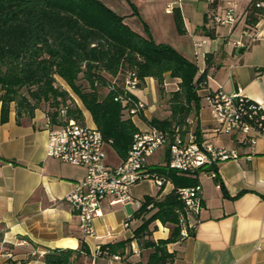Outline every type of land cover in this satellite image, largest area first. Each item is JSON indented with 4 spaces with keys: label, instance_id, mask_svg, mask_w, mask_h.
Returning a JSON list of instances; mask_svg holds the SVG:
<instances>
[{
    "label": "crops",
    "instance_id": "crops-1",
    "mask_svg": "<svg viewBox=\"0 0 264 264\" xmlns=\"http://www.w3.org/2000/svg\"><path fill=\"white\" fill-rule=\"evenodd\" d=\"M101 1L123 16L124 22L138 33L144 35L146 25L154 42L171 45L195 62L198 72L205 69L206 55L210 54L204 86L198 89L201 98L221 86L226 92L240 91L264 111V30L247 46L236 44V41L248 42L254 30L245 27L244 22L245 9L251 0H233L237 20L231 25L216 24L211 19L214 13L222 12L226 0ZM205 31H211L213 36ZM169 78L175 84L170 90L176 89L178 79ZM154 82L152 77H146L136 91L146 88L156 99ZM134 94L141 99L139 93ZM201 98L196 116L188 119L189 127L194 129L198 124L204 141L235 147L241 156L216 165L222 187L206 173L199 174L201 208L198 215L189 218L191 233L167 244V249L175 252L172 264H264V137L256 134L250 148L238 144L240 133H213L207 101L204 103ZM144 103L145 108L133 116L142 130L149 127L148 119L155 117L157 105ZM77 105L84 123L88 124L84 116L86 109ZM167 113L166 110L163 117ZM48 120L40 108L35 109L32 117L17 118L11 105L7 121H0V251L11 250L18 264H43L42 255L48 248H77L83 241L89 252L81 254L75 264H143L149 250L133 238V228L140 223L133 216L137 209L133 201L122 204L112 195H106L101 202V213L93 219L94 235L81 232L67 197L86 169L46 154ZM90 120L88 125L95 126L91 116ZM106 147L113 149L106 142V162L119 163L122 159L115 150L109 157ZM163 152L159 154L165 162L167 147ZM247 154L249 158L245 157ZM152 157L153 154L149 159ZM163 163L149 160V165ZM171 187L169 181L158 195ZM127 215L132 217L125 226ZM152 225L153 239L168 236V227L160 221ZM125 239L130 242L120 259L94 256L97 244Z\"/></svg>",
    "mask_w": 264,
    "mask_h": 264
},
{
    "label": "trees",
    "instance_id": "trees-1",
    "mask_svg": "<svg viewBox=\"0 0 264 264\" xmlns=\"http://www.w3.org/2000/svg\"><path fill=\"white\" fill-rule=\"evenodd\" d=\"M251 0L245 9V27L253 28L264 9ZM133 6V5H132ZM134 7V6H133ZM182 30L179 26V31ZM206 34L213 36L211 31ZM144 35L132 29L101 0H0V121L8 119L11 105L17 118L32 117L42 109L52 123L58 110L67 104V115L84 122L77 104L70 105L75 95L91 116L103 138L110 143L120 159H124L140 129L127 113L128 104L115 99L123 90L126 74L137 79V88L146 77H152L159 94L165 91V78L178 79L177 88L167 98V115L151 117L148 124L161 129L188 130V119L200 108L198 89L204 86L206 67L198 72L195 62L167 43H156L144 25ZM61 79L66 86L59 84ZM132 97L137 99L133 94ZM53 108L49 111L46 107ZM200 136L198 124L194 127ZM148 171L164 176L172 183L166 193L144 194L133 214L140 223L133 228L142 248L148 249L143 264H172L175 252L167 244L181 238L180 215H185L179 197L183 187H199V174H180L164 164L149 165ZM217 184L222 187L216 176ZM150 205V206H149ZM160 221L169 229L166 238L153 239V222ZM188 234L191 227H187ZM129 239L102 245L99 255L123 254ZM89 249L81 241L79 247L48 248L43 264H75Z\"/></svg>",
    "mask_w": 264,
    "mask_h": 264
},
{
    "label": "built area",
    "instance_id": "built-area-1",
    "mask_svg": "<svg viewBox=\"0 0 264 264\" xmlns=\"http://www.w3.org/2000/svg\"><path fill=\"white\" fill-rule=\"evenodd\" d=\"M213 2L214 0H210ZM256 6L264 9V0L256 2ZM211 19L216 24L231 25L237 20L236 4L226 0L221 13H214ZM248 42L236 41L239 46H247L264 30V14L254 25ZM197 45L200 43L197 42ZM138 79L133 74H126L123 90L115 96L123 104H128L127 113L136 115L145 108V103L132 95L137 89ZM135 95V94H134ZM205 99L212 119V132L219 134L240 133L238 144L252 148L255 135L264 137V111L259 104L253 102L240 91L226 92L221 86L206 93ZM68 105L58 110L57 122L50 119L47 125L46 154L59 160L85 167V175L75 182L67 200L73 214L78 218L81 232L94 235L93 219L101 213V202L106 195H112L120 203L133 201L139 208L142 199L130 195V187L142 179H151L160 189L169 183L164 176L148 171L149 157L166 145L168 156L164 165L180 174L197 175L202 172L211 178L217 176L216 165L228 159H237L241 155L235 147L213 145L199 139L195 130L189 128L185 132L161 129L149 125L146 130L133 134V140L127 155L119 163L110 165L106 162L104 146L106 141L96 126L78 121L67 115ZM249 154L245 157L249 158ZM179 197L184 202L185 215H180V236L188 235L187 227H191L189 218L199 214L202 199L200 187L191 186L179 189ZM150 206V205H149ZM132 215H127L124 225L128 226ZM102 245L97 244L94 256L100 254ZM110 260L120 259L117 253L108 256ZM19 261L9 249L0 251V264H18ZM94 264V263H92Z\"/></svg>",
    "mask_w": 264,
    "mask_h": 264
},
{
    "label": "rangeland",
    "instance_id": "rangeland-1",
    "mask_svg": "<svg viewBox=\"0 0 264 264\" xmlns=\"http://www.w3.org/2000/svg\"><path fill=\"white\" fill-rule=\"evenodd\" d=\"M165 80H166V84L164 85L165 91L163 94L158 93L156 83L154 82L156 99L154 98V95L152 96L151 93L147 92L146 88L142 87L140 91H136V90L134 91L135 93L136 92L139 93L141 100L143 102H146V104L156 105L157 103L156 108H155V113H154L155 117H163L165 115L167 106H168V103L166 100L169 97L170 89L175 87V84H173L172 79H170L169 77H166ZM58 82L63 87L69 89L62 80H59ZM71 97H72L71 102L69 103L70 105L79 103V105L82 107L79 99L75 95L71 93ZM201 100L202 102L205 103V97H202ZM46 107L49 111L53 110V108L49 106L48 102L46 103ZM84 116H85L86 122L90 124L91 120H90V114L88 113V111L86 110L84 111ZM191 125L193 126V124ZM165 148H166V145H162L160 148H158L154 152L153 157L150 158L149 160L150 161L157 160L158 163H163L164 159L161 157L162 155H160L159 152H163ZM106 152L108 156L110 157L113 154V149L111 147H106ZM158 191H159V188L153 183L151 179H142L130 187V195L134 199H141L144 194H151V193L153 194V193H157Z\"/></svg>",
    "mask_w": 264,
    "mask_h": 264
}]
</instances>
